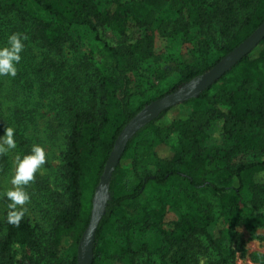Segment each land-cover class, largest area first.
I'll list each match as a JSON object with an SVG mask.
<instances>
[{"label": "trees", "instance_id": "16d2710c", "mask_svg": "<svg viewBox=\"0 0 264 264\" xmlns=\"http://www.w3.org/2000/svg\"><path fill=\"white\" fill-rule=\"evenodd\" d=\"M164 8L177 15L191 12L196 26L186 24L182 33L188 40L195 31L200 35L193 45L197 58L187 62L172 57V69L159 65L153 81L147 78L149 85L174 72L183 85L219 62L210 67L203 63L215 44L204 35V28H216L222 36L224 41L220 39L217 45L222 59L264 23V0L115 1L103 11L94 0H9L0 4V46L6 47L14 33L28 37L22 41L16 75L9 77L13 87L25 98L37 95L38 105L52 98L55 114L51 127L68 132L61 188L50 186L39 169L29 182L42 200L48 230L44 233L23 218L18 225L11 224L6 214L0 264H77L79 243L89 226L96 190L117 139L139 112L163 96L150 95L134 106V98L143 88L142 65L154 56L156 32L164 25L151 15ZM74 26L94 32L103 52L68 58L66 47ZM132 28L139 31L137 38L130 37ZM105 31L117 37L115 45L102 38ZM34 49L41 51L40 57ZM263 67L264 40L216 84L187 102L198 107L187 119L173 118L162 124L173 109L168 110L130 140L112 174L111 197L97 228L93 264H138L140 252L115 247L110 253L100 246L106 229L125 210L131 212L125 218L126 229H157L164 243L157 251L163 256L162 264H196L209 248L221 250L227 233L238 225L249 230L264 227V184L257 181L264 174V161L258 159L264 153ZM38 116V109L31 108L27 99L15 105L8 118L0 113V127L14 129L21 158L31 154L27 132L36 127ZM217 121L233 143L225 156L230 162L232 156H244V160L212 179L214 163L204 155L203 145L207 129ZM163 146L171 147L173 154H161ZM150 158L155 160V170L145 169L142 175L130 177ZM0 165L3 169L8 166L4 155H0ZM149 189L150 201L140 205ZM246 193H252L253 199L245 201ZM212 200L219 207L221 225L215 235L210 233ZM169 209L182 210L179 221H167ZM153 254L150 264H154ZM259 261L264 264V257Z\"/></svg>", "mask_w": 264, "mask_h": 264}, {"label": "rangeland", "instance_id": "374dc122", "mask_svg": "<svg viewBox=\"0 0 264 264\" xmlns=\"http://www.w3.org/2000/svg\"><path fill=\"white\" fill-rule=\"evenodd\" d=\"M9 0H0V4H4ZM101 11L107 9L110 4L115 1H120L124 4L130 3L132 0H94ZM152 20H163L164 25L158 31L154 42V56L142 65L141 76L143 77V88L138 92L134 98V106L137 107L146 97L150 95L164 97L170 94L172 89H179L183 85H179L180 78L177 73H172L163 81H154V85H149L147 78L153 81V73L160 65L163 68H171L174 66L171 63V58H179L182 61L194 62L196 60L193 55V45L200 36L197 31L194 35L185 38L182 31L186 24L196 26L195 20L191 12L185 11L183 15H177L168 8L154 11L151 15ZM204 35L215 40L210 55L203 63L208 67L220 62L221 56L218 52L217 45L224 41L219 31L216 28H204ZM139 31L135 28L129 32L131 38H137ZM71 38L66 47V56L71 58L73 56H84L90 53L99 54L103 52V44L96 39V35L87 27L74 26L71 31ZM197 34L198 36H196ZM102 38L108 43L115 45L118 41L117 37L110 31L102 33ZM221 39V40H220ZM2 48V46H0ZM257 49V48H256ZM255 49V50H256ZM254 50V51H255ZM34 53L40 57L41 51L34 49ZM199 56V55H198ZM218 62V63H219ZM217 63V64H218ZM216 64V65H217ZM264 70V67L262 68ZM10 75L0 76V113L4 117H9L12 109L18 103L27 99L31 108H37L39 115L36 127L27 132V136L31 140V146L39 145L45 150L46 162L41 166L40 173L43 177L48 179L49 185L53 188H61L63 184V158L67 150V131H59L51 127L54 118V111L52 110V98L45 99V101L38 105V96H31L25 98L20 90L15 89L9 79ZM176 91V90H175ZM160 97V98H162ZM158 98V99H160ZM156 99V100H158ZM154 100V101H156ZM153 101V102H154ZM151 102V103H153ZM150 103V104H151ZM148 104V105H150ZM147 105V106H148ZM146 106V107H147ZM145 107V108H146ZM173 110L162 120V124L170 122L173 118L187 119L194 111L198 109L195 104L184 103L172 108ZM5 128L0 127V136L4 135ZM208 139L203 145V153L205 156L211 157L213 160V175L212 179L222 177L228 166L236 164L244 160V156H232L231 162L225 156L233 147V143L228 141L223 134V124L221 121L213 123L208 129ZM174 142H171V146ZM161 154L171 156L173 154L171 147L163 146L160 148ZM141 151L139 160L142 161L144 154ZM5 156L8 166L3 169L0 167V238L5 235V228L2 226L5 215L8 214L7 205L10 201L5 197L4 193L13 188L10 183L12 175H14L17 157H20L17 146L9 150ZM248 158L251 156L247 155ZM260 161H264V153L258 155ZM155 160L153 158L144 160L140 165L138 174H132L130 177H138L142 175L145 169L155 170ZM1 166V165H0ZM257 181L264 184V174L257 177ZM24 190L28 193L30 200L23 208L25 213L23 219L28 220L34 227L44 233L48 230V222L45 215L41 212L42 200L34 187L29 183L24 186ZM152 195V190H148L140 201V205L147 203ZM253 199L252 193L244 195L245 201ZM213 224L210 226V233L217 234L221 225L219 223V207L215 200ZM130 211L125 210L116 217L111 226L106 229L103 234V239L100 243L101 248L111 250L115 247L131 248L133 251L140 252L138 264H150V253L156 255L152 259L154 264H162V255L157 254L160 248L164 247L161 236L156 231L157 229L146 230L144 232L126 229L125 218L130 216ZM182 210L169 209L167 221H179ZM228 239L221 250L209 248L203 255L200 256L196 264H200L203 260L204 264H262L259 257H264V227L256 230H249L244 225H238L233 231L227 233ZM68 245V242H65ZM205 245L207 243L205 242ZM67 247V246H66ZM161 255V256H159ZM152 257V256H151Z\"/></svg>", "mask_w": 264, "mask_h": 264}, {"label": "water", "instance_id": "95a60500", "mask_svg": "<svg viewBox=\"0 0 264 264\" xmlns=\"http://www.w3.org/2000/svg\"><path fill=\"white\" fill-rule=\"evenodd\" d=\"M264 40V23L240 46L226 55L211 70L201 77L184 84L176 91L154 101L125 127L116 141L112 154L107 162L104 174L94 197L92 217L88 228L84 232L78 247L77 264H93L96 232L102 216L111 197L109 188L112 174L119 165L127 144L143 128L158 119L168 110L198 98L207 89L216 84L222 77L234 69L244 58L251 54ZM196 85L194 88L193 85Z\"/></svg>", "mask_w": 264, "mask_h": 264}, {"label": "clouds", "instance_id": "9594fccd", "mask_svg": "<svg viewBox=\"0 0 264 264\" xmlns=\"http://www.w3.org/2000/svg\"><path fill=\"white\" fill-rule=\"evenodd\" d=\"M28 37L20 33H14L8 37L7 46L0 48V76L16 75V65L20 62V53L24 48L23 40ZM195 88L196 85L194 84ZM16 147L14 139V129L7 127L4 130V135L0 136V155L6 154L9 150ZM46 162L45 150L34 145L31 149V154L17 157L14 175L10 179L13 186L12 189L4 193L5 197L10 201L8 207V222L18 225L19 221L25 213L23 206L29 202L30 197L24 190L29 182L34 179V174ZM200 264H204L201 260Z\"/></svg>", "mask_w": 264, "mask_h": 264}]
</instances>
